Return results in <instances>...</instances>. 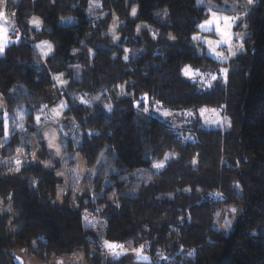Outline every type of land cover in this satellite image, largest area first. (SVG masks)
Listing matches in <instances>:
<instances>
[{
	"label": "trees",
	"instance_id": "trees-1",
	"mask_svg": "<svg viewBox=\"0 0 264 264\" xmlns=\"http://www.w3.org/2000/svg\"><path fill=\"white\" fill-rule=\"evenodd\" d=\"M253 2L244 53L226 65L199 55L193 36L211 12L231 14L232 0L12 7L18 40L0 58V154L22 152L30 164L15 174L0 166V264H17L16 249L45 261L91 247L103 253L105 241L146 246L153 264H264V0ZM115 18L118 43L107 36ZM140 24L153 35L138 33ZM43 41L54 47L46 61L36 48ZM222 66L226 81L212 89L183 76L186 67L222 75ZM63 102L73 137L62 136L59 159L42 131ZM204 109L223 110L230 128L202 126ZM168 154L177 159L155 172ZM79 157L86 179L76 171ZM60 171L68 177L61 198ZM222 206L238 209L226 233ZM86 214L100 217L103 231L88 228Z\"/></svg>",
	"mask_w": 264,
	"mask_h": 264
},
{
	"label": "rangeland",
	"instance_id": "rangeland-1",
	"mask_svg": "<svg viewBox=\"0 0 264 264\" xmlns=\"http://www.w3.org/2000/svg\"><path fill=\"white\" fill-rule=\"evenodd\" d=\"M232 1L233 12L231 14L228 15L211 12L210 17L200 25V32L193 36V44L197 48L199 55L202 56L205 54L206 56L219 62L222 65L230 63V61L236 58L239 54L244 53L243 42L248 37V25L245 21L252 8L255 7V5H253V0L251 3H249V0ZM93 2L94 4H96L97 2H99V0H93ZM133 10H135V15H133ZM138 13V7H133L130 11L131 19L135 20L138 17ZM2 14L3 15L0 16V47L3 48V51L0 52V58L2 57L4 50L9 45L18 40V38H16L18 37V32L15 25L14 12L12 11V9H9V11L7 10ZM225 18L228 19L225 20ZM37 23H39V20H31V25L33 27H37ZM119 26L120 22L115 18L107 32V36L110 37L111 40L115 43H118ZM144 30H148L150 34L153 35V31L147 25L140 24L138 26V33H141ZM228 72L229 69L227 66L221 67L222 75L205 73L199 70H195L192 67H186L183 70V76L191 80V82L198 83V85L205 89H212L216 82L219 83L221 79H223V81H226ZM56 79L57 81L61 80V78L57 77ZM65 109L66 106L64 102L59 104V106H57L56 108H52L49 112V115L51 122H53L46 123L44 125L47 130H44V133L48 132L49 135H58V137L53 136L52 140L57 151L59 149L58 146L60 144V137L65 136L67 137V139L73 137V133L72 131H70V126L68 125V123L66 121H62V119L64 118L63 113ZM189 117V115L186 116V119H189ZM38 118L39 121H45L46 116L40 115L38 116ZM201 119L202 126L207 129L220 128L223 130H228L230 128V121L224 115L223 110L204 109L201 112ZM47 138L51 139V137L49 136H47ZM56 150L55 152L57 153ZM19 153L15 158L0 159V165H13L14 168L19 170L21 166L24 167L30 164V160L26 159L23 153L22 156H19ZM33 158L35 157L33 156ZM167 158H173L172 160H176L177 156L168 154L165 160L155 163L154 165H163V167L161 168L153 167L155 172H161L165 168ZM76 171L79 172L84 179L88 177L89 172L88 170H86V168L85 170H83V168L79 169L78 167ZM59 175H61V177L65 176V186L68 187V177L66 176L67 174L63 175L62 171H60ZM62 192L63 190H61L59 193L60 198L62 197ZM67 193L68 192L66 191L65 194ZM6 210L9 212L10 208L8 207L6 208ZM218 213L219 229L222 233H226L229 229V226L234 223L235 217L238 214V209L233 206H222L220 209H218ZM86 226L100 233V231H103L104 222L100 217H93V215L86 214ZM109 244L120 245L118 243L105 241L102 246L103 253H100L98 250L91 247L88 254L84 250H78L74 254L67 256H53L47 261L33 254H30L23 249H16L12 252V254L15 256V261L17 264H91L89 261H92L91 259L93 257L101 258V260L107 262L125 261L131 264L154 263V260H152L148 254V247L146 246H142L136 250H129L123 245H120L122 247H117L114 249L109 248L107 246Z\"/></svg>",
	"mask_w": 264,
	"mask_h": 264
},
{
	"label": "crops",
	"instance_id": "crops-1",
	"mask_svg": "<svg viewBox=\"0 0 264 264\" xmlns=\"http://www.w3.org/2000/svg\"><path fill=\"white\" fill-rule=\"evenodd\" d=\"M21 1L22 0H0V13H4L7 10L9 11V9H12L13 6L19 5L21 3ZM253 5H254V2H253ZM74 24H75V22L73 20H70L66 24L63 23L62 25H67L68 26V25H74ZM118 41H119V38H118ZM36 48H37V51H38V53L41 56V58H42L43 61H46L49 57H51L54 54V47L49 42H47V41H43V43L42 42L41 43H38L36 45ZM4 110H5V102H4V99L2 98V96L0 95V111H4ZM62 121H60V122H62ZM230 125H231V123H230ZM44 130L47 131L46 130V127L43 128L42 135L45 138L47 147L49 148V150L53 151L56 154V156L60 159L61 156H62V153H61V138L62 137H60V144L58 146L59 149L57 151L55 149V145H54V143H53L52 140H53V136L58 137V135H56V134L49 135L48 132L44 133L45 132ZM58 133H59V131H58ZM47 136L51 137V139L50 138L48 139ZM55 150L57 151L58 154L55 152ZM38 151L39 150L37 148L36 151H35V155L37 154ZM20 155L22 156V153H19V156ZM0 159H3L2 156H1V154H0ZM172 159H168L167 158V161L168 160H172ZM4 167H13V165H8V166H4ZM22 167L23 166H21V168ZM78 167H79V169L80 168L81 169L83 168V170H85V168H86V163H85V161L81 157L78 158ZM21 168H19V170H17L16 168L13 167V173L14 174L15 173H18ZM81 185H82V183H81ZM62 190H63V192H62L63 194L62 195H65V192L67 191V187L65 186L64 188H62Z\"/></svg>",
	"mask_w": 264,
	"mask_h": 264
},
{
	"label": "snow or ice",
	"instance_id": "snow-or-ice-1",
	"mask_svg": "<svg viewBox=\"0 0 264 264\" xmlns=\"http://www.w3.org/2000/svg\"><path fill=\"white\" fill-rule=\"evenodd\" d=\"M252 2V0H249V3H251ZM3 14L2 13H0V16H2ZM133 15H135V10H133ZM228 18H225V20H227ZM3 51V48L2 47H0V52H2ZM125 59H127V57H125ZM145 111H147V108H145ZM164 115H168V113H165ZM37 119H39V118H37ZM154 167H156V168H161V167H163V165L162 164H156V165H154ZM109 248H117V247H122V246H120V245H114V244H109V245H107Z\"/></svg>",
	"mask_w": 264,
	"mask_h": 264
}]
</instances>
